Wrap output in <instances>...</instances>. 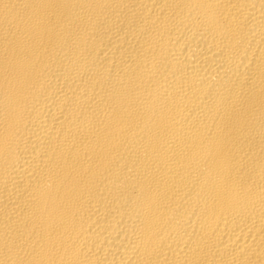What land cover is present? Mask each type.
<instances>
[{
	"label": "bare ground",
	"instance_id": "bare-ground-1",
	"mask_svg": "<svg viewBox=\"0 0 264 264\" xmlns=\"http://www.w3.org/2000/svg\"><path fill=\"white\" fill-rule=\"evenodd\" d=\"M0 264H264V0H0Z\"/></svg>",
	"mask_w": 264,
	"mask_h": 264
}]
</instances>
